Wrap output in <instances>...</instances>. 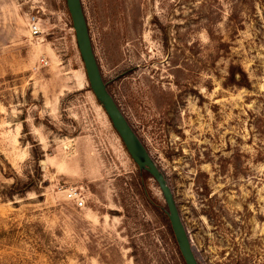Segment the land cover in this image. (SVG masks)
<instances>
[{
  "label": "rangeland",
  "instance_id": "374dc122",
  "mask_svg": "<svg viewBox=\"0 0 264 264\" xmlns=\"http://www.w3.org/2000/svg\"><path fill=\"white\" fill-rule=\"evenodd\" d=\"M81 3L198 264H264V0ZM88 87L65 0H0V264H182Z\"/></svg>",
  "mask_w": 264,
  "mask_h": 264
},
{
  "label": "water",
  "instance_id": "95a60500",
  "mask_svg": "<svg viewBox=\"0 0 264 264\" xmlns=\"http://www.w3.org/2000/svg\"><path fill=\"white\" fill-rule=\"evenodd\" d=\"M65 3L71 20L72 29L74 31L76 46L83 63L88 86L93 96L102 106L127 154L137 166L139 172H146L156 182L165 203V215L168 218L171 231L184 264H198L189 235L182 223L172 192L164 175L152 161L146 148L129 125L113 97L108 92L107 86L103 81L93 51L81 0H65Z\"/></svg>",
  "mask_w": 264,
  "mask_h": 264
},
{
  "label": "built area",
  "instance_id": "2783aa9c",
  "mask_svg": "<svg viewBox=\"0 0 264 264\" xmlns=\"http://www.w3.org/2000/svg\"><path fill=\"white\" fill-rule=\"evenodd\" d=\"M27 27H28V32H29L31 37L37 38L40 35V25H39V21L36 18V16H31L28 19ZM69 196L75 202V204L78 207L83 206L84 200L82 198L78 197L76 192L69 194Z\"/></svg>",
  "mask_w": 264,
  "mask_h": 264
},
{
  "label": "trees",
  "instance_id": "16d2710c",
  "mask_svg": "<svg viewBox=\"0 0 264 264\" xmlns=\"http://www.w3.org/2000/svg\"><path fill=\"white\" fill-rule=\"evenodd\" d=\"M87 89H88L89 91H91L89 87H88ZM95 101H96V103H97L99 106H101L100 103H99L96 99H95ZM101 107H102V106H101ZM102 109H103V108H102ZM111 126H112V125H111ZM112 128H113V127H112ZM113 130H114V129H113ZM114 131H115V130H114ZM115 133H116V132H115ZM116 134H117V133H116ZM133 163H134V162H133ZM135 167L137 168L136 165H135ZM157 214H158V218H159L160 222L162 223L163 226H165V227L167 228L168 233H169V235H170V237H171L173 243L176 245V242H175V239H174L173 233H172V231H171L170 224H169V221H168L167 216H166L163 212H161V211H160V212L157 211ZM175 247H176V250H177V252H178V255H179V258H180L182 264H184L183 259H182L181 255H180V253H179V250H178L177 246H175Z\"/></svg>",
  "mask_w": 264,
  "mask_h": 264
}]
</instances>
